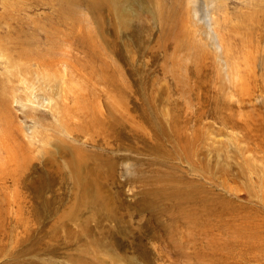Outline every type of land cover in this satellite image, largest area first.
Returning a JSON list of instances; mask_svg holds the SVG:
<instances>
[{"label":"rangeland","instance_id":"1","mask_svg":"<svg viewBox=\"0 0 264 264\" xmlns=\"http://www.w3.org/2000/svg\"><path fill=\"white\" fill-rule=\"evenodd\" d=\"M94 1L0 0V264H264V0Z\"/></svg>","mask_w":264,"mask_h":264},{"label":"bare ground","instance_id":"2","mask_svg":"<svg viewBox=\"0 0 264 264\" xmlns=\"http://www.w3.org/2000/svg\"><path fill=\"white\" fill-rule=\"evenodd\" d=\"M262 1V0H261ZM89 5L91 6V7H94V8H96L97 6H98V2L96 3L94 0H89ZM262 3V2H261ZM264 5V4H263ZM260 6V5H259ZM256 7V6H255ZM261 8V7H260ZM255 12H256V14H257V10L255 9L252 13H251V16H248V17H250V18H253L252 17V15L253 14H255ZM263 12H264V8H263ZM264 14V13H263ZM260 15V14H259ZM246 17V16H245ZM245 17L243 18V19H245ZM247 18V17H246ZM10 37V36H9ZM17 38V37H16ZM15 39V38H14ZM18 39H20V38H18ZM17 39V41H19ZM26 39V38H25ZM24 40V39H23ZM22 41V40H21ZM23 42V41H22ZM21 42V43H22ZM21 43H18L19 45L21 44ZM226 44V43H225ZM15 46H18V45H15ZM14 46V47H15ZM28 46V45H27ZM225 48H226V46H225ZM15 49V48H14ZM17 49V48H16ZM22 49V48H21ZM20 48H19V50H21ZM24 49V48H23ZM47 49V48H46ZM226 49H228V47L226 48ZM44 50V49H43ZM230 50V49H229ZM18 51V50H17ZM44 52V51H43ZM229 51H225V53L227 54ZM18 53V52H17ZM44 53H46V52H44ZM48 53H49V51H48ZM19 54L21 55V56H23L24 55V53H23V51L21 50V51H19ZM25 56V55H24ZM25 57H27V55L25 56ZM30 57V56H29ZM36 57H38V56H36ZM44 57H42L41 58V56H40V60L41 59H43ZM37 59H39V58H37ZM43 61V60H42ZM44 62V61H43ZM47 62V61H46ZM39 64V63H38ZM47 66V65H46ZM49 67H51V66H49ZM109 80H112V79H109ZM2 96V95H1ZM7 100V99H6ZM1 101H3V100H1L0 99V110H2V109H4V107H2L3 106V104L1 103ZM6 106V105H5ZM8 152V151H7ZM75 152V151H74ZM67 162H68V164L71 166V168H74L75 167V163H74V159H73V154H71V155H68V160H67ZM42 182V181H41ZM42 184H44V183H42ZM162 195V194H161Z\"/></svg>","mask_w":264,"mask_h":264}]
</instances>
